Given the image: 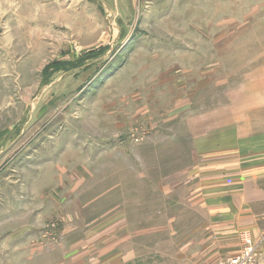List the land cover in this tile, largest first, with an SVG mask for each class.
I'll return each mask as SVG.
<instances>
[{"label": "rangeland", "instance_id": "rangeland-1", "mask_svg": "<svg viewBox=\"0 0 264 264\" xmlns=\"http://www.w3.org/2000/svg\"><path fill=\"white\" fill-rule=\"evenodd\" d=\"M245 136L264 0H0V264H190Z\"/></svg>", "mask_w": 264, "mask_h": 264}, {"label": "crops", "instance_id": "crops-1", "mask_svg": "<svg viewBox=\"0 0 264 264\" xmlns=\"http://www.w3.org/2000/svg\"><path fill=\"white\" fill-rule=\"evenodd\" d=\"M245 137L251 142L246 161L218 166L214 174L218 177L189 188V198L198 200L214 220L205 246H185L193 254L190 264H216L237 253L238 232L242 229L249 230L254 244L258 243L257 264H264V136ZM233 156L231 152L229 158ZM204 183L208 185L205 188Z\"/></svg>", "mask_w": 264, "mask_h": 264}, {"label": "built area", "instance_id": "built-area-1", "mask_svg": "<svg viewBox=\"0 0 264 264\" xmlns=\"http://www.w3.org/2000/svg\"><path fill=\"white\" fill-rule=\"evenodd\" d=\"M238 239L240 242L239 251L222 258L217 264H257L255 245L249 230H240Z\"/></svg>", "mask_w": 264, "mask_h": 264}]
</instances>
